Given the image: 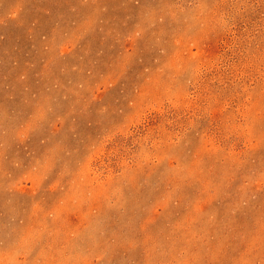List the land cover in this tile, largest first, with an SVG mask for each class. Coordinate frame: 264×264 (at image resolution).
I'll return each mask as SVG.
<instances>
[{
    "label": "rangeland",
    "instance_id": "rangeland-1",
    "mask_svg": "<svg viewBox=\"0 0 264 264\" xmlns=\"http://www.w3.org/2000/svg\"><path fill=\"white\" fill-rule=\"evenodd\" d=\"M0 264H264V0H0Z\"/></svg>",
    "mask_w": 264,
    "mask_h": 264
},
{
    "label": "bare ground",
    "instance_id": "bare-ground-1",
    "mask_svg": "<svg viewBox=\"0 0 264 264\" xmlns=\"http://www.w3.org/2000/svg\"><path fill=\"white\" fill-rule=\"evenodd\" d=\"M84 185V184H83ZM194 206V205H193ZM68 227V226H67ZM34 237V236H33ZM12 239V238H11ZM58 248V247H57ZM46 259V258H45ZM51 259V258H50ZM62 259V258H61Z\"/></svg>",
    "mask_w": 264,
    "mask_h": 264
}]
</instances>
